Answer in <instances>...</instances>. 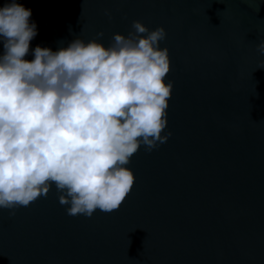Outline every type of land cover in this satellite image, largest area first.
I'll return each instance as SVG.
<instances>
[{"label": "water", "instance_id": "water-1", "mask_svg": "<svg viewBox=\"0 0 264 264\" xmlns=\"http://www.w3.org/2000/svg\"><path fill=\"white\" fill-rule=\"evenodd\" d=\"M17 2L37 26L31 49L163 26L171 136L132 156L110 213L69 216L54 186L13 217L0 209V264H264V0Z\"/></svg>", "mask_w": 264, "mask_h": 264}, {"label": "clouds", "instance_id": "clouds-1", "mask_svg": "<svg viewBox=\"0 0 264 264\" xmlns=\"http://www.w3.org/2000/svg\"><path fill=\"white\" fill-rule=\"evenodd\" d=\"M31 16L17 0L0 7V209L13 217L54 186L69 216L110 213L134 185L132 156L171 136L166 30L133 20L107 46L99 32L31 49ZM256 48L264 56V39Z\"/></svg>", "mask_w": 264, "mask_h": 264}, {"label": "snow or ice", "instance_id": "snow-or-ice-1", "mask_svg": "<svg viewBox=\"0 0 264 264\" xmlns=\"http://www.w3.org/2000/svg\"><path fill=\"white\" fill-rule=\"evenodd\" d=\"M125 200V199H124ZM121 206V205H120Z\"/></svg>", "mask_w": 264, "mask_h": 264}]
</instances>
